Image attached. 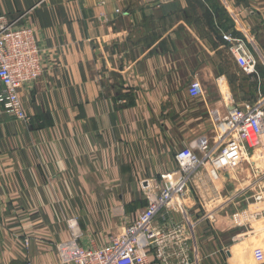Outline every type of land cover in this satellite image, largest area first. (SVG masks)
Listing matches in <instances>:
<instances>
[{
    "label": "crops",
    "instance_id": "crops-1",
    "mask_svg": "<svg viewBox=\"0 0 264 264\" xmlns=\"http://www.w3.org/2000/svg\"><path fill=\"white\" fill-rule=\"evenodd\" d=\"M197 2L0 0V15L32 23L43 65L19 90L28 121L0 111V264H68L105 245L177 170V150L214 136L213 111L264 92L203 15L218 6L264 70V0ZM193 79L204 93L191 98ZM203 172L159 219L182 221L189 264H264V149L213 183ZM166 250L179 264V246Z\"/></svg>",
    "mask_w": 264,
    "mask_h": 264
},
{
    "label": "built area",
    "instance_id": "built-area-1",
    "mask_svg": "<svg viewBox=\"0 0 264 264\" xmlns=\"http://www.w3.org/2000/svg\"><path fill=\"white\" fill-rule=\"evenodd\" d=\"M0 15V111L27 122L19 90L39 78L43 72L40 49L34 39L32 23L17 24ZM227 50L237 66L257 74V57L249 47L247 36L223 32ZM188 95L201 96L203 87L196 79L188 83ZM256 101L241 106H231L223 118L212 112L216 121L214 136L207 140H193L175 156L177 170L164 176V185L157 192L148 190L147 204L136 219L126 224L120 233L113 234L100 247L76 248L68 264H151L152 258L169 264L167 248L179 246V264H189L186 245L188 233L182 221L166 222L159 218L163 212L181 205V197L189 190L193 177L202 172L213 183L220 169L232 168L243 153L264 149V93L257 88ZM264 192L254 196L260 202ZM181 245V247H180Z\"/></svg>",
    "mask_w": 264,
    "mask_h": 264
},
{
    "label": "trees",
    "instance_id": "trees-1",
    "mask_svg": "<svg viewBox=\"0 0 264 264\" xmlns=\"http://www.w3.org/2000/svg\"><path fill=\"white\" fill-rule=\"evenodd\" d=\"M208 1V0H206ZM212 1V0H210ZM194 3L199 4L197 2V0H193ZM218 6L214 5L212 7V10H209L208 8H206V10L203 12L204 17H206L208 19V24L210 26V28L214 31V33L219 36L222 40V32L223 31H228L229 29H231V27L228 24V19L226 18V21H223L224 19V15L223 17H219L218 16ZM231 31V30H230ZM233 32V31H232ZM233 34H235L233 32ZM227 43V42H226ZM258 68V72L260 73V75L263 77V73L264 70L260 67V66H256ZM261 91L263 92V88L261 89ZM264 93V92H263Z\"/></svg>",
    "mask_w": 264,
    "mask_h": 264
},
{
    "label": "rangeland",
    "instance_id": "rangeland-1",
    "mask_svg": "<svg viewBox=\"0 0 264 264\" xmlns=\"http://www.w3.org/2000/svg\"><path fill=\"white\" fill-rule=\"evenodd\" d=\"M263 77H264V73H263ZM194 190H195V192H193V193H194V194H195V193H197V194H198V191H197V189L195 188Z\"/></svg>",
    "mask_w": 264,
    "mask_h": 264
}]
</instances>
